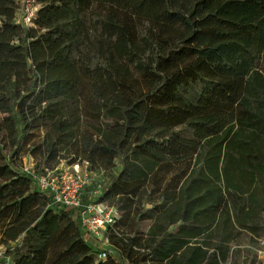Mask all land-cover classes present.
Instances as JSON below:
<instances>
[{
  "label": "trees",
  "instance_id": "1",
  "mask_svg": "<svg viewBox=\"0 0 264 264\" xmlns=\"http://www.w3.org/2000/svg\"><path fill=\"white\" fill-rule=\"evenodd\" d=\"M0 0V247L11 264H255L264 0ZM202 90L193 91L195 84ZM88 161L120 216L99 259L22 167ZM0 264H9L0 259Z\"/></svg>",
  "mask_w": 264,
  "mask_h": 264
},
{
  "label": "built area",
  "instance_id": "2",
  "mask_svg": "<svg viewBox=\"0 0 264 264\" xmlns=\"http://www.w3.org/2000/svg\"><path fill=\"white\" fill-rule=\"evenodd\" d=\"M18 22L31 26L39 10L38 0H20ZM23 171L28 174L36 188L45 193L52 205L62 206L73 212L84 236L91 241L92 237H99L103 231L113 225L120 216L116 206L108 205L97 200L85 201V189L92 184L91 169L88 161L70 163L62 160L52 166H42L31 158L24 162ZM100 189L95 193L98 195ZM264 243V242H263ZM108 246L98 252L99 259H106L110 252ZM264 260V250L259 252Z\"/></svg>",
  "mask_w": 264,
  "mask_h": 264
},
{
  "label": "rangeland",
  "instance_id": "3",
  "mask_svg": "<svg viewBox=\"0 0 264 264\" xmlns=\"http://www.w3.org/2000/svg\"><path fill=\"white\" fill-rule=\"evenodd\" d=\"M203 84H195L193 88V93L199 92L202 90ZM31 161V158H25L24 162L27 164ZM91 178H92V184L85 189L83 198L85 201L90 200H97L96 191L100 188H103L105 185H107L109 181V176H107L104 172L100 171H92L91 170ZM93 246L96 248V250H102L105 247L108 246V238L106 235V232L103 231L101 234H99V237H92L90 239ZM264 239H257L252 237L250 234L245 233L242 238H240L238 244H233L232 248L233 250L237 248L244 249L249 254V260H255L257 252H262L264 250ZM110 248V247H108ZM110 252L112 255H115V253L110 248ZM6 251L4 247H0V259L6 260L9 264H11L12 260L10 256H6ZM260 254V253H259ZM263 260V259H262ZM255 264H261L255 261ZM264 264V262L262 263Z\"/></svg>",
  "mask_w": 264,
  "mask_h": 264
}]
</instances>
